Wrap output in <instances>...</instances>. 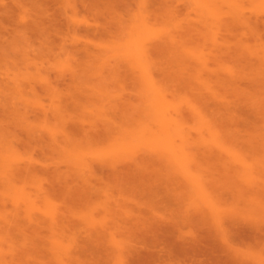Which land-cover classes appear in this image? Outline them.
<instances>
[{
    "label": "rangeland",
    "instance_id": "374dc122",
    "mask_svg": "<svg viewBox=\"0 0 264 264\" xmlns=\"http://www.w3.org/2000/svg\"><path fill=\"white\" fill-rule=\"evenodd\" d=\"M82 1L0 0V257H2L0 264H59L62 257V262L65 263L68 260L69 264L71 262L73 264H139L138 261H140V264L144 261L147 264H191L189 262V254L191 252L189 244L187 245L188 249L182 250L173 248L171 241L168 242L169 244L166 242V245L158 243L155 247L151 242L150 233H145L144 235L141 233V235L134 238V234L129 233L125 228L130 221L126 220L129 217L123 210L127 208L130 210L132 207L139 205V207L148 211V215H155L157 218L162 217L169 223L172 222L173 224L174 222V224H177L175 225L176 236L181 235L191 239L200 233L198 225L190 221H180H182V218L188 217V214L199 212L203 208L206 211L209 207L207 205L208 202H205V199H207L205 192H203L205 190H202L196 180L186 173L178 163L179 161L182 163L183 157L181 161V155H178L179 159L176 162L170 156H168L170 157L169 159L167 157L169 154L166 153L168 151L162 152L164 146H166L165 139L163 140L164 144L158 143L160 144L159 148H157L158 145L150 142V140L146 142L142 138L140 131L142 124L147 121L151 124L153 120V123H155L160 117L158 114L160 111L162 113V111L169 108V105L172 112V106L175 105L174 109L175 107L179 108L182 114H186V116L184 115L186 117L184 126H187L188 129L190 126L192 127L188 130L187 141L190 143L182 141L181 134L178 135V130L176 132L172 131L174 142H176V145L180 143L179 146L185 147L188 159L193 158L194 162L200 161L199 163L212 165L210 169L216 177L221 174L222 168L220 166L223 163L220 165V162L223 160L226 162L232 161L230 160V155L232 154V158L234 155L240 154L239 156L241 157L247 155L245 158L243 157L247 162H256L261 165L264 162V65H256L258 64L257 55L262 57L264 50H257V52L260 51V54L257 53L255 55V53H252V55L254 54L253 58L250 56L248 59L247 50L243 51L246 55H242L243 52L242 48H239L240 45L235 46L237 38L231 37L232 48L236 47L232 50L241 54V58L235 57V59L230 57L231 55L226 53L227 51L220 52L219 50L218 52V50H211L209 41L208 43L205 41V43L202 41L201 43L197 42L199 36L197 35V38L194 34H190V32H194L192 28L196 24L198 29H200V25L204 27L202 29L200 26L204 37L207 35L206 39L209 37L211 39L213 31H215L214 28H211L215 27L212 17L208 14L207 9L202 8L199 0H118L116 9L108 8V10L107 8L105 10L104 7L109 6V4L106 5L102 0V2L94 0L95 3L98 1L96 4L101 2L105 6L103 7L101 3V5L98 4L100 7H95V5V8L92 9L93 11L85 8L86 6L81 3ZM238 3L243 6V13L246 12L245 15L248 14L251 17L250 22L252 20V23H256L253 21L258 20L257 30L260 28L261 31H258L262 34L261 39L264 41V0H240ZM235 6H237V3L225 6V9L232 12L237 9ZM101 9H103V12ZM97 10L101 12L99 13ZM203 13L207 18H205ZM145 15H149L147 19L143 18ZM202 17L206 19V23L211 22L209 24L210 27H206L205 22L203 23L205 20H200ZM35 22H39V24L37 25ZM33 24L35 28L32 26ZM89 26L97 27L98 31L87 30L86 28ZM39 27L42 28L40 29ZM32 28L34 29L32 30ZM48 28L49 31H47ZM136 31L140 33H136ZM141 33L145 38L143 35L141 38L139 37ZM249 34L251 35V32L248 30V34L245 36L246 41L250 43L248 45L252 43L256 45L260 40L255 38L257 41L255 42L253 40L254 36H249L248 38ZM172 35H176V46L170 42ZM182 35L184 36L182 37ZM133 38L134 40H132ZM142 38L146 42H143ZM159 42L161 44L164 42L162 44L163 47H161L162 45L159 46ZM141 43H148V45L153 46L152 48L159 43L155 49L151 48V53L154 52L152 53V58L155 63L152 61L150 63L149 61L147 66L148 60H143V62L137 59L135 61L133 59L130 60L133 55L134 57L136 56L135 54L141 45L145 46V44ZM262 47L264 46L262 45ZM162 48L163 50H160ZM88 50L92 51L88 53ZM126 50L130 52L131 56L128 55L129 57H126ZM156 50L158 52H155ZM249 52L247 53L249 54ZM217 55L219 56L217 57ZM199 56L202 58L207 57L205 60L208 62V69L201 68V66L203 68L205 66L200 64ZM144 65L152 68V71L155 72L154 74L152 73V76L154 79L156 77L158 84L160 82L163 92L166 94L165 99L167 97L169 101L167 99L166 101L171 105L165 103V100L163 104V100L160 101L161 99L157 96L158 92L152 86L150 87V79L147 78V73L145 74L146 76L143 75V68L147 69ZM159 65L160 67H158ZM257 67L260 68V71ZM161 68L162 70H159ZM239 75H242V77H239ZM201 78L207 81L211 87L207 89V86L205 87L202 84L204 80L202 81ZM222 79L228 80L230 83L223 85L219 82ZM216 85L218 86L215 87ZM205 88L208 91H205ZM199 92H202L203 99L199 97L202 96ZM210 94L212 95L210 96ZM149 98L153 99L152 103H150L151 100L148 102ZM173 102L174 104L172 105ZM190 103L200 108L201 112L199 114L202 117L199 114L191 113ZM219 105L220 107H229L234 111H231V113L225 109L218 111L216 107ZM58 106H61L63 110ZM65 106L67 108H64ZM115 106H117L116 109L118 110L122 109L123 111H121L124 114L126 113L125 115L127 116L122 114L121 111H118L117 114V110L112 108ZM125 106L126 108H124ZM111 108L116 111L111 112ZM149 108L151 113L153 112L152 114L150 112L148 114ZM108 111L114 114L112 116L117 114L118 116H115L116 119L112 118L111 114L108 115ZM56 112L59 116H57ZM54 113L55 115H53ZM128 113H131L130 116H128ZM155 113L158 115L157 117L154 116L155 118L153 119L150 115H155ZM196 115L199 116L197 117ZM46 116H48V119L44 118ZM56 116L57 119H55ZM71 116L74 118H71ZM107 116L111 118L109 119ZM59 117L63 121L66 120V123L64 121L61 124L62 120ZM188 117L190 121L187 120ZM201 119L204 120L202 121ZM114 120L121 126L112 124L115 122ZM198 120H201L202 124L207 121L209 124L217 125L215 126L217 127L216 131L221 133L222 140L225 138L223 140L224 147L213 141L214 136L206 129V123L202 125ZM72 121L84 123V125H87L86 127H89L88 122H95V125L98 123L95 129L102 126L97 130L99 131V137L96 134L93 136L94 140L89 136H86L87 139L84 140L85 136L83 134V138H80L82 137V132H79V134L77 130L73 129ZM104 122H106L107 129L105 124H102ZM156 122L159 121L157 120ZM136 123H139L140 126ZM199 124L200 126L202 125L200 130H198ZM108 125H110L109 128H114H110L113 132L109 130ZM115 125L118 126V129L115 128L117 127ZM122 126L123 130L126 131V133L124 132L125 134L128 135L129 132L131 136L133 133V136L127 137V139L129 138V146L127 147L131 146L130 149L135 152V156L137 154L141 156L145 150H147L145 152H154V150L160 149L161 151H159L164 153V163L163 161L161 163L163 168L161 165L157 178L153 182L155 187H157L155 192L147 195L137 193L135 196H138V199L136 198L133 202L130 199L131 196L128 190L120 189V187L116 186L113 178H110L111 180L107 178L106 176L108 175L106 173H101L104 178H99L101 174L97 172L95 178L98 180L93 178V182H97L95 187H93L95 193L92 192L93 196L91 197L92 205L94 206L95 204L97 206L95 209L91 210L93 207L86 208L83 206V209L79 207L77 214L72 216L68 225L66 224L65 228L67 229L63 232L60 231L61 234L60 232L59 234L58 232L54 233L47 224V226L41 225V228L34 227L33 220L38 214L36 213L37 210L40 209L37 211L39 216H44L47 219L51 214L50 211L54 210L48 200H46L47 203L44 201V193L40 191L48 190L51 187V182L59 183L60 180L65 181L66 178L76 183L81 182L85 178V173H81L84 169L81 171L82 168L78 166L80 165L78 160H75L77 165L72 162L75 157L81 154H83L82 156L86 154L85 157L91 160L94 158L99 159L100 155L104 160L105 158L108 159V156L106 157L107 154H105L107 151L109 155L111 154L110 157L115 156L117 152L114 155L111 152L117 151L116 148H119V144H121L119 143L122 140L121 134L124 135L121 132L123 131ZM131 129H133L132 133L128 131ZM64 130L72 135L70 140H73L71 142L66 137ZM119 130L120 132H118ZM134 132H136L135 135L138 133L136 138ZM175 133L177 135H174ZM189 134L191 138H189ZM52 138L55 139L54 142L59 144L51 143L53 141ZM206 138L209 140L212 138V140L208 141ZM60 139L62 143L59 142ZM89 139L91 140L90 143H88ZM200 139L202 140L200 141ZM121 142L123 143V141ZM50 143L51 146H49ZM72 143L75 145L73 146ZM76 143L82 146L80 147ZM53 144L55 145L53 146ZM229 144L233 147L231 148L234 149V152L231 151ZM189 146L191 147L189 148ZM75 147L82 148L79 149L81 152L78 153V149H75ZM144 147L146 149H142ZM188 150L189 152H187ZM236 151H239V154ZM189 154L192 155L190 156ZM236 156H234L233 162ZM13 157H15V160L19 158L21 161H14V159L12 160ZM95 159L93 161L97 162ZM233 162H230V164L233 165ZM24 164H26L25 166L33 164L37 168H33V173L28 170L27 175L25 173L20 174L23 171L25 172L23 169ZM14 166L15 168H13ZM12 169H17L15 174L11 173ZM19 170L22 171L20 172ZM194 170L197 172L195 168ZM194 170L193 173H195ZM10 173L13 175H10ZM18 173L20 174L19 176ZM11 176H15L16 180L13 177L12 181ZM105 178H107V181ZM238 179L241 178L237 177V181ZM237 183L241 184L239 181ZM243 183H246L245 179ZM21 193L24 194L22 195ZM29 193L33 198H29ZM16 200L20 202L16 204ZM123 200L125 201L123 202ZM137 200L138 204H136ZM116 204H119V207ZM126 205L129 207H126ZM116 207L118 208L117 212L119 211L117 214H115ZM128 209L127 211H129ZM208 213L210 214V212ZM31 214H35V218ZM134 215L143 216V213L139 214V211L137 213L135 210ZM211 219L209 220L210 226H216V221ZM177 220L179 222L175 223ZM103 223L105 224L103 225ZM105 225L107 228L104 227ZM121 226L123 227L119 228ZM108 228L109 230H107ZM36 232L39 234H35ZM65 232L66 234H64ZM147 234L150 235L148 236ZM56 244L60 246L57 248L58 245ZM64 245L66 246L64 247ZM162 245H165L163 252H161ZM235 246L238 249L237 252H240L239 254L241 255L243 253L244 256L250 255L252 252L255 256L260 249V246L255 245V247L248 240L244 242L237 241ZM167 247L172 249V253ZM69 251L73 252L72 255ZM67 252L69 255L66 254ZM261 252L263 253V251Z\"/></svg>",
    "mask_w": 264,
    "mask_h": 264
},
{
    "label": "bare ground",
    "instance_id": "6f19581e",
    "mask_svg": "<svg viewBox=\"0 0 264 264\" xmlns=\"http://www.w3.org/2000/svg\"><path fill=\"white\" fill-rule=\"evenodd\" d=\"M69 1V0H68ZM101 1V0H100ZM103 1V3H105L106 5L107 4H109V6L107 5V7H104L105 5H103L101 2ZM101 2H99L98 4H102L103 5V7L105 8V10H106V8H107V10H108V8L110 9H116L115 7L116 6H118V5H116L117 3L116 2H118V0H102ZM240 0H199V2H200V4H201V6H202V8H205V9H207L208 10V14L212 17L211 19L213 20H211L212 22H213V24H214V26L215 27H211V28H214L215 29V31H213V34L211 35V39H209V38H207L206 39V37H207V35H205V37H204V35L202 34L203 32V30L202 29H204V27H202L201 25V27H202V29H201V27L199 26V28L201 29H198V26H197V24L195 25V26H193V30L192 31H194L193 33H191L190 32V34L191 35H195L196 37H197V35L199 36V38H198V41L197 42H199V43H201V41L203 42V43H208V41H209V44H210V49L211 50H218V52H219V50H220V52L222 51H227L226 53H230V57H233V58H241V54L240 53H238V51H233L232 49H234V48H236L237 46L236 45H240V47L239 48H242V52L243 51H246L247 50V52L248 51H250L249 52V54L246 52V54L248 55V59L250 58V56H252V58H253V55H252V53H255V55H257V53H259L260 51H258L257 52V50H264L263 48L264 47H262V45L264 46V41H263V39H261L262 38V34L261 33H259L261 30H260V28L258 29V30H260V31H258L257 30V28H258V24L257 23H259L258 22V20L257 21H253V22H256V23H252V20H251V22H250V19H251V17H249V15L247 14V15H245V13H243V6H241L240 5V3H238ZM242 1V0H241ZM244 1V0H243ZM73 2V1H72ZM71 2V3H72ZM98 2V1H97ZM96 2V3H97ZM81 3H83V5H85L86 7L85 8H88L89 10L91 9H93V8H95V7H97V6H99L98 4H96L95 3V1L93 0L92 2H91V0L90 1H88V0H83ZM233 3H237V6H235L238 10H239V12H238V10L236 9L235 11H227V9H225L226 7H227V5L229 6V5H231V4H233ZM74 4V3H73ZM77 4H78V2H77ZM100 4V5H101ZM72 5V4H71ZM96 5V6H95ZM112 5V6H111ZM245 5V4H244ZM76 6V5H75ZM95 6V7H94ZM226 6V7H225ZM100 7V6H99ZM99 7H98V9H99ZM74 8V7H73ZM103 8V9H104ZM245 9H246V7H244ZM103 9H101V11L103 12ZM100 10V9H99ZM99 10H97L99 13L101 12V11H99ZM104 10V11H105ZM93 11V10H92ZM97 12V13H98ZM106 12V11H105ZM234 12H236L235 14H233ZM112 13V12H111ZM95 14H96V12H95ZM103 14V13H102ZM231 14V15H230ZM203 15H204V13H203ZM104 16H105V13H104ZM149 16V15H148ZM148 16H144L143 18L144 19H147L148 18ZM205 16V18H207L206 17V15H204ZM142 18V19H143ZM201 19H203V17L202 18H200V20ZM203 20H205V21H203ZM202 21H203V23L206 25V27L207 26H209V24L211 23H206V19H203ZM207 20H209V19H207ZM264 22V21H263ZM262 22V23H263ZM36 23V22H35ZM34 23V24H35ZM200 23V22H199ZM199 23H198V25H199ZM252 23V24H251ZM32 24V23H31ZM34 24L32 25L33 27H34ZM37 25L39 24V22L38 23H36ZM35 24V25H36ZM212 24V25H213ZM264 24V23H263ZM28 25V24H27ZM37 25H36V27H37ZM41 25V24H40ZM204 25V26H205ZM103 26V25H102ZM110 26V25H109ZM197 26V27H196ZM27 27V26H26ZM28 27H29V25H28ZM194 27H196V28H194ZM210 27V26H209ZM264 27V26H263ZM35 28V27H34ZM34 28H32V30L34 29ZM40 29L42 28V27H39ZM31 29V28H30ZM36 29H38V28H36ZM44 29H46V28H44ZM87 30H92V31H98V29H97V27H88V28H86ZM249 30V32H251V35L249 34L248 35V38H249V36H254V39L253 40H255V42H257L256 41V39H259L260 41H258V43H256V45H255V43H252L251 45H248V44H250L248 41H246L247 39L245 38V36H247V34H248V30ZM44 31H46V30H44ZM47 31H49V28H48V30ZM86 31V30H85ZM100 31V30H99ZM89 32H91V31H89ZM211 32H212V30H211ZM210 32V33H211ZM97 33V32H96ZM136 33H140V32H137L136 31ZM252 33H253V35H252ZM263 33V32H262ZM98 34V33H97ZM108 34V33H107ZM187 34H189V33H187ZM143 34L141 33V35L139 34V37L141 38V36H142ZM185 35V34H184ZM184 35H182V37L184 36ZM175 36L176 35H172L171 36V39H170V42L171 43H173L174 45H175V43H176V38H175ZM180 36V35H179ZM194 36V37H195ZM143 37H144V35H143ZM231 37H236L237 39V42L235 43V41H234V43H235V46H234V48H232L233 47V42L231 43ZM264 37V36H263ZM145 38V37H144ZM169 38V37H168ZM191 38V40L193 39L192 38V36L190 37ZM201 38V39H200ZM203 38V39H202ZM252 38V37H251ZM256 38V39H255ZM138 39V38H137ZM177 39H178V37H177ZM235 39V38H234ZM132 40H134V38L132 39ZM139 40V39H138ZM144 39L142 38V41H143ZM165 40H167V39H165ZM169 40V39H168ZM179 41H181L180 40V38L178 39ZM207 40V41H206ZM139 41H141V40H139ZM162 41V40H161ZM163 41H164V39H163ZM195 41H196V38H195ZM205 41V42H204ZM211 41V42H210ZM132 43H133V41H131ZM143 42H146V40L145 41H143ZM247 42V43H246ZM260 42V43H259ZM157 43V42H156ZM160 43V42H159ZM158 43V44H159ZM164 42H162V44H163ZM187 43V42H186ZM141 44H143V43H141ZM145 44V46H140V48H139V50H138V52L135 54L136 56L134 57V55L131 57V59L130 60H134L135 61V59H137V60H139L140 62H143V60L144 61H146V60H148V62L146 63L147 64V66H148V63H149V61H150V63H151V61L152 62H154V59L152 58V53H154V52H152L151 53V48L153 47L152 45H148V43L146 44V43H144ZM143 44V45H144ZM158 44H155L156 46L158 45ZM161 43L159 44V46L160 45H162ZM254 44V45H253ZM166 45V44H165ZM164 45V46H165ZM232 45V46H231ZM155 46V47H156ZM176 46V45H175ZM174 46V47H175ZM261 48H260V47ZM129 47V46H128ZM155 47L154 48H152V49H155ZM161 47H163V45L161 46ZM159 48V47H158ZM239 48H237V49H239ZM127 49V48H126ZM157 49V48H156ZM166 49V48H165ZM164 49V50H165ZM169 49V48H168ZM236 49V50H237ZM85 50V49H84ZM160 50H163V48L162 49H160ZM210 50V51H211ZM90 51H92V50H90ZM89 50H88V53L90 52ZM154 51V50H153ZM128 51L126 50V52H125V54H127V56L126 57H129V56H131L129 53L130 52H128ZM155 52H158L157 50L155 51ZM160 52V51H159ZM213 52V51H212ZM251 53V54H250ZM262 53V52H261ZM264 53V52H263ZM87 54V53H86ZM216 54V53H215ZM244 52H243V54L242 55H246ZM260 54V53H259ZM87 55H89V54H87ZM129 55V56H128ZM204 55V54H203ZM240 55V56H239ZM263 56L262 57H259V55H257V58H258V64H257V62H256V66H258V65H264V54H262ZM91 56V55H90ZM215 56V55H214ZM219 55H217V57H218ZM200 58V61H201V63L200 64H203L205 67L203 68L202 66H201V68L202 69H206L207 68V66H208V62L205 60V59H207V57L206 58H204L205 57V55H204V57L202 58L201 56H199ZM245 57V56H244ZM235 58V59H236ZM246 58H247V56H246ZM254 58H256V57H254ZM153 59V60H152ZM237 59V60H238ZM245 60V59H244ZM255 60V59H254ZM133 61V62H134ZM138 61V62H139ZM250 61V60H249ZM256 61V60H255ZM248 62V61H247ZM155 63V62H154ZM154 63H152V64H154ZM151 64V65H152ZM160 64V63H159ZM121 65V64H120ZM150 65V64H149ZM155 65H158V64H155ZM145 66V65H144ZM147 66H145V67H147ZM153 66V65H152ZM151 67V66H150ZM155 67V66H154ZM158 67H160V65L158 66ZM157 67V68H158ZM261 67H263V66H261ZM117 68V67H116ZM163 68V67H162ZM162 68L161 69H159V70H162ZM257 68H259V67H257ZM264 68V67H263ZM145 68H143V71H144V73H143V75H145L146 73H147V78H149L150 80H149V82L151 83H149V85H150V87L152 86L153 87V89H155L157 92H158V94H157V96L161 99H159L160 101H162L163 100V104H164V100H165V103H167V101H166V99H167V97H166V99H165V96H166V94H164V92H163V88H162V86L160 85V82H159V84H158V81H157V79H156V77H155V79H154V77L152 76V73L154 74L155 72H153L152 71V68H149V67H147V69H145ZM151 69V70H150ZM208 69V68H207ZM211 70V69H210ZM142 71V72H143ZM151 71V72H150ZM259 71H260V68H259ZM215 72V71H214ZM212 73H213V71H212ZM241 73V72H240ZM260 73V72H259ZM165 74V73H164ZM237 74H239V73H237ZM236 74V75H237ZM241 74H243V73H241ZM257 74V73H256ZM59 76V75H58ZM146 76V75H145ZM165 76H166V74H165ZM217 76H219V74H217ZM234 76V75H233ZM208 77H210V76H208ZM239 77H242V75H239ZM199 78V77H198ZM210 78H212V77H210ZM237 78H238V76H237ZM214 79V78H213ZM219 79V78H218ZM217 79V80H218ZM262 79V78H261ZM199 81H200V79H198ZM201 80H202V78H201ZM204 80V79H203ZM202 80V81H203ZM48 81V80H47ZM205 81V80H204ZM203 81V85H205V87L207 86V89H208V87H211V86H209L208 85V83H207V81H205L204 82ZM214 81V80H213ZM220 83H222L223 85L224 84H229L230 82L228 81V80H224V79H222V80H220L219 81ZM219 83V84H220ZM234 83V82H233ZM217 84V83H216ZM200 85H201V83H200ZM218 85H216L215 87H217ZM220 87V86H219ZM162 88V89H161ZM165 88V87H164ZM216 90V89H215ZM205 91H208V90H206V88H205ZM218 92V91H217ZM200 93V92H199ZM202 93V92H201ZM200 93V94H201ZM214 93V92H213ZM207 94V93H206ZM219 94V93H218ZM220 94H221V92H220ZM199 95V94H198ZM202 95V94H201ZM205 95V94H204ZM208 95H209V92H208ZM212 94H210V96H211ZM214 96H215V94H213ZM154 96V95H153ZM207 96V95H206ZM155 97V96H154ZM153 97V98H154ZM199 97H201L202 99H203V95L202 96H199ZM216 97V96H215ZM218 97V96H217ZM224 97V96H223ZM156 98V97H155ZM219 98V97H218ZM217 98V99H218ZM204 99H206L205 97H204ZM149 100H151V98H149L148 99V102H150ZM158 100V101H159ZM168 100V99H167ZM222 100V99H221ZM224 100V99H223ZM152 101H153V99L151 100V102L150 103H152ZM169 101V100H168ZM173 101V100H172ZM157 102V101H156ZM175 103H177V102H175ZM1 104V103H0ZM148 104V103H147ZM159 104H161V103H159ZM162 104V105H163ZM167 104H170V103H167ZM174 104V102L172 103V105ZM191 104V103H190ZM69 105V104H68ZM123 105V104H122ZM151 105V104H150ZM158 105V104H157ZM171 105V104H170ZM175 106V105H174ZM174 106H172L173 107V111H175L174 113H173V111L171 112V107L168 105V109H165L164 111H162V113H161V111H160V109H159V111H160V113H158L159 114V118L157 119L159 122H156L155 121V123H153L154 122V116H156L157 117V115H156V113H155V115H150L153 119V121H152V123L154 124V126H153V124L151 123V124H149L148 123V121L146 122V123H144L145 124V126H144V124H142V128H141V135H142V138L144 139V140H146V142L147 141H149L150 140V142H153V143H155V145H158V147L157 148H159V146H160V144H164L163 143V140L165 141V144H166V146H164V150H162V152L164 151V152H166V151H168V152H166V153H168L169 155H167V157L168 156H170L172 159H174L175 160V162L176 161H178V159H179V156L181 155V157H180V160H181V158H182V163L179 161L178 163L180 164V166H182L183 167V169L185 170V172L186 173H188L189 175H191V177L194 179V180H196V182L198 183V185H200L199 187L202 189V190H205V191H203V192H205V197H207V199H205V202H208V204L207 205H209V207H208V209L206 210V211H204V208L201 210V211H199V212H196V213H192V214H188L189 216L187 217H184V218H182V221H180V222H184V221H190V222H192V223H196L198 226L197 227H199V231H200V233H198V234H196L195 236H193L191 239L189 238H186L185 236L184 237H182L181 235L179 236V235H175V233H177L176 232V230H175V225H177V224H174V222H173V224H172V222L171 223H169V222H167L166 220H164V218H157V217H155V215H153V216H151V215H148L147 213H148V211L144 208V209H142V207H139V205L138 206H136V204H138L139 202H138V200H137V202H136V204H135V206L137 207H132L129 211H127V209H125V210H123L124 211V213L126 212L127 213V215H128V217L129 218H127L126 220H128V221H130L126 226H125V228L129 231V233L131 232V233H133L134 234V238H136V236H139V235H141V233H143L142 235H144L145 233H150L151 234V242L154 244V246L156 245V244H165L166 245V242L168 243V242H170L171 241V245L173 246V248H176L177 250H182V249H185V248H187L188 249V244H189V250L191 249V252H190V261L189 262H191V264H264V162L261 164V165H258L256 162L255 163H249V162H247V160H245L244 158L247 156V155H245V157L244 156H239L240 154H239V151L237 152L236 151V153H238L239 155H234V156H236L235 157V160H234V162H233V159H234V156H233V158H232V155H230L231 156V159L230 160H232V161H229V162H226L225 160H223V161H225V162H223V161H221L220 162V165L223 163V165L222 166H220V168H222V170H221V174H220V172H219V174H220V176L219 177H216V176H214V174H212V172H211V166L210 165H207V164H203V163H199L200 161H198V159H197V161L198 162H194V159L193 158H191V159H188L187 157V153H186V151H185V147L183 148V146L181 145V146H179V144L178 145H176V142H174L175 140H173L174 139V136H173V132H176V130H178V132H179V134L178 135H180L181 134V137H182V141H185V143H186V141H187V139H188V133H189V129H191L190 127H189V129H188V127L187 126H184V123L186 122V120H185V116H186V114H182L181 113V111H180V109L178 108H176L175 107V109H174ZM245 106H247L246 104H245ZM59 108H61V106H58ZM63 107V106H62ZM116 107L117 106H115V107H112V108H114V109H116ZM123 107V106H122ZM64 108H67L66 106L64 107ZM112 108H111V110H112ZM124 108H126V106L124 107ZM123 108V109H124ZM129 108V107H128ZM160 108H161V106H160ZM165 108H166V105H165ZM182 108V107H181ZM263 108H264V106H263ZM62 110H63V108H61ZM120 109H121V107H120ZM142 109V108H141ZM152 109V108H151ZM200 108H198V106H195L194 104H191L190 105V111H191V113L193 112V113H196V114H199L200 112H201V110H199ZM216 109H218V111H222V109H225L226 111H230L229 113H231V111H234L233 109H231V108H229V107H220V105L218 106V107H216ZM41 110V109H40ZM47 110V109H46ZM58 110H60V109H58ZM117 110V111H116ZM116 110H112L111 112H113V111H116L117 112V114H118V111H121V110H118V109H116ZM130 110V109H129ZM131 110H132V108H131ZM133 110H136V109H133ZM163 110V109H162ZM169 112H168V111ZM183 110H184V108H183ZM182 110V111H183ZM206 110V109H205ZM261 110V109H260ZM123 111V110H122ZM121 111V112H122ZM144 111V110H143ZM158 111V112H159ZM236 111V110H235ZM45 112V111H44ZM48 112H50V111H48ZM109 113H108V115H110L111 114V117L113 118L114 117V119H116V117L118 116L117 114V116L115 117V116H112V114L113 113H111L110 111H108ZM115 112V113H116ZM120 112V113H121ZM149 112L151 113V111H150V108H149V111H148V114H149ZM189 112V111H188ZM53 113V112H52ZM60 113V112H59ZM120 113H119V116H120ZM133 113V112H132ZM145 113H146V111H145ZM153 113V112H152ZM151 113V114H152ZM173 113V114H172ZM190 113V112H189ZM205 113V112H204ZM224 113H226V112H224ZM236 113V112H235ZM46 114H48L47 112H46ZM56 114H58L57 112H56ZM62 114V113H61ZM106 114V113H105ZM122 114H124V112H122ZM126 114V113H125ZM124 114V115H125ZM129 114V113H128ZM131 114V113H130ZM130 114L128 115V116H130ZM134 114V113H133ZM139 114V113H138ZM141 115H142V113H140ZM147 114V115H148ZM53 115H55V113L53 114ZM114 115V114H113ZM146 115V114H145ZM185 115V116H184ZM200 115V117H202L201 116V114H199ZM198 115V116H199ZM203 115V114H202ZM262 115V114H261ZM263 115H264V113H263ZM44 116V115H43ZM52 116V115H51ZM57 116H59V114L57 115ZM57 116H56V118L55 119H57ZM65 116V115H64ZM125 116H127V115H125ZM144 116V115H143ZM142 116V117H143ZM149 116V117H150ZM191 116H194V115H191ZM197 116V115H196ZM195 116V117H196ZM197 116V117H198ZM203 116H206V115H203ZM234 117H235V115H233ZM73 116H71V118H72ZM108 117V116H107ZM106 117V119H110L111 117H108L107 118ZM123 117V116H122ZM134 117V116H133ZM151 117L149 118L150 120H151ZM190 117V116H189ZM189 117L187 118V120L189 119ZM196 117V118H197ZM232 117V116H231ZM263 117V116H262ZM44 118H47L48 119V116H46V117H44ZM60 118V117H59ZM74 118V117H73ZM123 118H126V117H123ZM132 118V117H131ZM130 118V119H131ZM138 118V117H137ZM146 118H147V116H146ZM61 119V118H60ZM93 119V118H92ZM105 119V120H106ZM129 119V120H130ZM148 119V120H149ZM62 120V122H60ZM59 122L62 124L64 121H65V123H66V120H64L63 121V119H61ZM73 120V119H72ZM137 120V119H136ZM135 120V121H136ZM202 120V119H201ZM198 120L199 121V123L200 124H202L201 122L204 120ZM263 120V119H262ZM91 121V120H90ZM93 121V120H92ZM112 122H113V120H111ZM115 122L114 123H112V124H117V122H116V120H114ZM134 121V122H135ZM138 121H139V119H138ZM137 121V122H138ZM188 121H190V120H188ZM70 122H71V120H70ZM97 122H98V119H97ZM110 122V121H109ZM126 122H128V121H126ZM131 122H132V119H131ZM141 122V121H140ZM95 122H93V123H89L88 122V126L89 127H86L87 125H84V123L82 124V123H79V122H73L72 121V127H73V129H75V131L77 130L78 131V133L79 132H82V137H80V138H83V134H84V140L85 139H87L86 138V136H89V137H91V138H93V136L94 135H96L97 134V136H98V133H99V131H97V130H99V128H101V127H98V129H95L96 127H97V125H98V123H97V125H95L94 124ZM106 122H104V123H102V124H105ZM130 123V122H129ZM128 123V124H129ZM143 123V122H142ZM206 123V124H205ZM211 123V122H210ZM82 124V125H81ZM108 124V123H107ZM126 124V123H125ZM124 124V125H125ZM128 124H127V126H128ZM135 124V123H134ZM136 124H139V123H136ZM157 124V125H156ZM188 124H190V123H188ZM200 124H199V128H198V130H200V128H202V125H204L205 124V126H206V129L208 130V131H210V133H212V135L215 137H213L212 135H210L211 137H213V141L214 142H216L219 146H221V147H224V144H223V140H225V138H223V140L221 139V133H219L218 131H216V128L217 127H215V126H217V125H214V124H209V123H207V121H204V123L200 126ZM66 125V124H65ZM110 125H111V123H110ZM110 125H108V128H109V126ZM118 125V124H117ZM117 125H115V126H117ZM191 125V124H190ZM197 126H198V124H196ZM62 126V125H61ZM105 126H106V129H107V125L105 124ZM104 126V127H105ZM113 126V125H112ZM118 126H121V125H118ZM118 126L117 127H115L116 129H118ZM135 126V125H134ZM139 126H140V124H139ZM156 126V127H155ZM125 127V126H124ZM130 127V126H129ZM187 127V128H186ZM63 128V127H62ZM110 128H113V127H110ZM109 128V130H111L112 132H113V130L112 129H110ZM120 128V127H119ZM122 128V130H123V126L121 127ZM134 128H136V127H134ZM133 128V129H134ZM205 128V127H204ZM66 129V128H65ZM114 129V128H113ZM115 129V130H116ZM125 129V128H124ZM133 129H131V130H128V131H131L130 133H132L133 131ZM137 129V128H136ZM101 130H105V129H101ZM121 130V129H120ZM120 130L118 131V132H120ZM126 130H127V128H126ZM198 130H196V131H198ZM127 131V132H128ZM135 131V130H134ZM173 131V132H172ZM194 131V130H193ZM64 132H65V130H64ZM122 133H126V131H121ZM77 133V132H76ZM77 133V134H78ZM124 133V135H122L121 134V136H120V134H119V136L122 138V140H121V138H120V140L121 141H123V143L120 141L119 143H121V144H119L120 146H119V148H116L117 149V151H113V152H111L113 155H114V153L116 154V152H117V154L115 155V156H111L110 157V155H109V153H108V151L105 153V154H107L106 155V157L108 158V159H106L105 158V155L103 154V156H104V158H105V160L103 159V157L101 156H99V159H95V160H97V162L96 161H93L94 159H87L88 157H85L86 156V154H85V156H82L83 154H81V155H79V156H77V157H75L73 160H72V162L74 163V164H76L75 163V160L77 161H79L78 163L80 164V165H78V166H80L82 169H81V173H85V178L83 179V180H81V182H73V181H69V178H66V180L65 181H59V183L58 182H51V187L48 189V190H46V189H44V190H42V191H40L41 193H44V197H43V194H42V197L44 198V201L46 202V200H48L49 202L48 203H51V206H52V208L54 209L52 212L50 211V216H49V218L47 219L46 217H41V216H39V212H37V211H39V210H35L36 211V213H38L37 214V216H36V218H35V214H31L32 215V217H34L32 220H33V223H34V227H40L41 228V225H43V226H49L50 228H51V230L54 232V233H56V232H58V234H59V232L60 231H64V230H66L67 228H65V226H66V224L68 225V223L70 222V220H71V218H72V216H74V215H76L77 214V210H78V208L79 207H82V209H83V206L84 207H90V208H92L91 210H93V209H95V207H97L95 204H94V206L92 205L93 203H92V201H91V197L93 196L92 195V192L93 193H95V191H93V187H95V183L97 184V182H93V178H95V175H97V172H99V174H101V173H106L108 176H106L107 178H113V180L115 181V185L116 186H118V187H120V189H124V190H128L129 191V195L131 196V201H135L136 200V198L138 197H136L135 195H137V193H140V195H143V194H145V195H147V194H151V193H153V192H155V190H156V188L157 187H155V184H153V182H154V180L157 178V175H158V172H159V168H160V166L162 165V168H163V164H161L162 163V161L164 160V158H163V155H164V153H161L159 150H154V152H145V151H147V150H145L144 151V153H142V155L141 156H138V154L135 156L134 155V153L135 152H133L132 151V149H130V147H127V146H129L128 145V143H129V138L131 137V136H133V133H132V135L130 136L129 135V132H128V135L127 134H125ZM135 133L136 132H134V135H135ZM80 134V133H79ZM116 134V133H115ZM65 135H66V137L69 139V141L71 142L72 140H70L71 138H72V135L70 134V132L69 133H67V131L65 132ZM71 135V136H70ZM136 135H138V133L136 134ZM136 135H135V138H136ZM174 135H177L176 133L174 134ZM223 135V134H222ZM227 135V134H226ZM30 136H31V134H30ZM32 136H33V134H32ZM96 136V137H97ZM126 136V137H125ZM140 136V135H139ZM171 136H173V137H171ZM34 137V136H33ZM75 137V136H74ZM73 137V138H74ZM95 137V138H96ZM99 137V136H98ZM127 137H129L128 139H127ZM169 137V138H168ZM176 137V136H175ZM48 138V137H47ZM134 138V137H133ZM179 138V137H178ZM189 138H191L190 137V134H189ZM200 138V137H199ZM50 139H51V137H50ZM76 139H77V137H76ZM167 139V140H166ZM177 139V138H176ZM192 139H194V138H192ZM198 139V138H197ZM207 139V138H206ZM228 139V138H227ZM52 140L53 141H51V143H58V142H54L55 141V139L54 138H52ZM92 140H94V138L92 139ZM178 140V139H177ZM202 139H200V141H201ZM208 141H210V140H212V138L209 140V139H207ZM206 140V141H207ZM47 141V140H46ZM78 141V140H77ZM90 139H89V142L88 143H90ZM190 141H192L191 139H190ZM198 141H199V139H198ZM204 141V140H203ZM228 142H229V140H227ZM48 142V141H47ZM50 142V141H49ZM59 142H61L62 143V141H61V139H60V141ZM69 142V143H70ZM75 142V141H74ZM93 142V141H92ZM136 142H138L137 140H136ZM141 142V141H140ZM162 142V143H161ZM168 142V143H167ZM181 142V141H180ZM187 142H189V141H187ZM205 142V141H204ZM51 143H50V145L49 146H51ZM86 143V142H85ZM131 143H132V140H131ZM158 143H160V144H158ZM190 143V142H189ZM207 143V142H206ZM59 144V143H58ZM73 144V143H72ZM71 144V145H72ZM77 145H79L78 143H76ZM134 144V143H133ZM136 144V143H135ZM199 144H201V143H199ZM198 144V145H199ZM48 145V144H47ZM46 145V146H47ZM55 144H53V146H54ZM70 145V144H69ZM75 144H73V146H74ZM76 145V146H77ZM87 145V144H86ZM137 145V144H136ZM140 145V144H139ZM153 145V144H152ZM187 145V144H186ZM185 145V146H186ZM230 145V144H229ZM80 146V145H79ZM82 146V145H81ZM80 146V147H81ZM212 146H214V145H212ZM57 147V146H56ZM143 147V146H142ZM146 147V146H145ZM142 148V149H146V148ZM155 147V148H156ZM187 147V146H186ZM191 146H189V148H190ZM232 146L230 145V148H231ZM71 148V147H70ZM88 148V147H87ZM149 148V147H148ZM161 148V147H160ZM212 148V147H211ZM229 148V149H230ZM233 148V147H232ZM231 148V149H232ZM73 149V148H72ZM75 149H82V148H76L75 147ZM138 149V148H137ZM141 148H140V150H142ZM52 150V149H51ZM54 150H55V147H54ZM77 150V152L79 153V152H81V150H79L78 151ZM234 149H232L231 151H233ZM236 150V149H235ZM74 151V150H73ZM76 151V150H75ZM83 151H85V150H83ZM193 150H192V148H191V152H192ZM138 152V151H137ZM187 152H189V150L187 151ZM228 152V151H227ZM234 152V151H233ZM165 153V154H166ZM229 153H231V152H229ZM193 154V153H192ZM191 154V155H192ZM242 154V153H241ZM71 155H74V154H71ZM179 155V156H178ZM190 155V154H189ZM190 155V156H191ZM194 155H196L195 153H194ZM193 155V156H194ZM243 155H244V153H243ZM70 157V156H69ZM74 157V156H73ZM170 157H168L169 159H170ZM244 157V158H243ZM15 157H13L12 158V160L14 159ZM70 158V159H71ZM98 158V157H97ZM103 160H102V159ZM110 158V159H109ZM190 158V157H189ZM17 160H20L19 158H16ZM195 159V160H196ZM200 159V158H199ZM246 159H248V158H246ZM11 160V161H12ZM17 160H15L14 159V161H16L17 162ZM98 160H99V162H98ZM102 160V161H101ZM190 160V161H189ZM201 160V159H200ZM21 161V160H20ZM31 162V161H30ZM206 162H208V161H206ZM205 162V163H206ZM230 162L232 163L233 162V165L232 164H230ZM12 163H13V161H12ZM27 163V162H26ZM163 163H164V161H163ZM227 163H229V164H227ZM235 163V164H234ZM182 164V165H181ZM257 164V165H256ZM260 164V163H259ZM15 165V164H14ZM26 164H24V170H25V172L23 171V172H21L22 170H19L21 173L20 174H23V173H25L26 175L28 174L27 172H28V170L30 171V172H32L33 173V168L35 169V168H37L35 165H33V164H28L27 166H25ZM30 165H32V166H35V167H32L31 166V168H30ZM77 165V164H76ZM82 165V166H81ZM231 165V166H230ZM17 166V165H16ZM18 167V166H17ZM16 167V168H17ZM20 167H22V166H20ZM80 167H79V169H80ZM13 168H15V166L13 167ZM19 168V167H18ZM17 168V169H18ZM194 168L197 170V172L194 170ZM16 169V170H17ZM22 169V168H21ZM39 169V168H38ZM173 169V168H172ZM16 170L15 169H12V172L11 173H13V174H15V172H16ZM33 170V171H32ZM193 170H194V172L195 173H193ZM11 171V170H10ZM18 171V172H19ZM38 171V170H37ZM219 171V170H218ZM182 172V171H181ZM10 173V175H13V174H11ZM36 173V172H35ZM34 173V174H35ZM80 173V174H81ZM19 173H18V176L20 175ZM197 174H199V175H197ZM239 174H241V175H239ZM25 175V176H26ZM30 175V174H29ZM33 176V175H32ZM32 176H30V177H32ZM101 177H99V178H104V176H102V174L100 175ZM236 176V177H235ZM14 178H15V176H13ZM13 177L11 176L10 178H11V180L13 179ZM27 177V176H26ZM92 177V178H91ZM234 177V178H233ZM237 177H239V178H241V179H243V180H241V179H238V181L239 182H241V184H242V186H241V184H238L237 182ZM98 178V177H97ZM107 178H105V180L107 179ZM96 179V178H95ZM100 179V180H101ZM244 179H245V182L246 183H243L244 182ZM15 180H16V178H15ZM14 180V181H15ZM96 180H98V179H96ZM111 180V179H110ZM13 181V180H12ZM104 181V180H103ZM107 181V180H106ZM109 181V180H108ZM226 181H228L227 183H226ZM100 183V182H99ZM101 183H103L102 181H101ZM107 183V182H106ZM244 184V185H243ZM111 185V184H110ZM207 185V186H206ZM106 186H107V184H106ZM113 187H115V186H113ZM117 187V188H118ZM198 187V188H199ZM38 188H39V186H38ZM23 191V190H22ZM128 191H126V192H128ZM24 192V191H23ZM202 192V191H201ZM27 193V192H26ZM20 194V193H19ZM22 194V193H21ZM24 194V193H23ZM22 194V195H23ZM29 195V198L30 197H32V196H30V193L28 194ZM96 195V194H95ZM17 196H19V195H17ZM15 197V196H14ZM95 197V196H94ZM127 197V196H126ZM125 197V198H126ZM33 198V197H32ZM35 198V197H34ZM124 198V199H125ZM128 199H129V197H128ZM138 199V198H137ZM28 200V199H27ZM26 200V201H27ZM95 200V199H94ZM125 200H123V202H124ZM20 202V201H19ZM17 200L15 201V203L16 204H18L19 203ZM29 202V201H28ZM31 202H33V201H31ZM35 202V201H34ZM36 202H38V201H36ZM121 202V201H120ZM126 202H127V200H126ZM47 203V202H46ZM129 203H130V201H129ZM129 203H127V204H129ZM28 204H30V203H28ZM39 204V203H38ZM63 204V205H62ZM131 204V203H130ZM129 204V205H130ZM37 205V204H36ZM92 205V206H91ZM117 206L119 205V204H116ZM121 205V204H120ZM206 205V206H207ZM39 206V205H38ZM37 206V207H38ZM41 206V205H40ZM49 206H50V204H49ZM62 206V207H61ZM63 206H64V208H63ZM133 206H134V204H133ZM17 207H18V205H17ZM27 207H29V205H27ZM33 207V206H32ZM48 207V206H47ZM119 207V206H118ZM126 207H129V206H127L126 205ZM139 207V208H138ZM16 208V207H15ZM20 208V207H19ZM23 208V207H22ZM48 208H50V207H48ZM48 208H47V210H48ZM99 208V207H98ZM97 208V209H98ZM207 208V207H206ZM209 208H210V210H209ZM28 209V208H27ZM33 209V208H32ZM35 209V208H34ZM117 207H116V213L115 214H117L118 212H117ZM44 210V209H43ZM47 210H45V212H47ZM115 210V209H114ZM136 210L137 211V213H138V211H139V214L140 213H143V216H140V215H134V211ZM209 210V211H208ZM22 211V210H21ZM27 211V210H26ZM30 211V210H29ZM34 211V210H33ZM113 211V210H112ZM133 211V212H132ZM210 212V214L208 213V212ZM15 212V211H14ZM23 212V211H22ZM34 213V212H33ZM92 213V212H91ZM90 213V214H91ZM113 213V212H112ZM21 214V213H20ZM29 214V213H28ZM212 214V215H211ZM13 215H14V213H13ZM92 215H93V213H92ZM18 217V216H17ZM21 217V216H20ZM27 217V216H26ZM16 218V217H15ZM15 218H14V220H15ZM212 218V219H211ZM160 219V220H159ZM167 219V218H166ZM184 219V220H183ZM214 220V221H216L215 222V224H216V226L214 225V226H210V222H209V220ZM17 220V219H16ZM18 220H19V218H18ZM31 220V221H32ZM170 220V219H169ZM179 221L177 220L175 223H178ZM106 223V222H105ZM105 223H103V225L105 224ZM47 224V225H46ZM118 225V224H117ZM60 226V227H59ZM116 226V225H115ZM178 226H180V225H178ZM68 227V226H67ZM104 227H106L107 228V226L105 225ZM109 227V226H108ZM123 226H121V227H119V228H122ZM43 228V227H42ZM98 228V227H97ZM103 228V227H102ZM179 228V227H178ZM177 228V229H178ZM35 229V228H34ZM93 229V228H92ZM96 229V228H95ZM94 229V230H95ZM87 230V229H86ZM104 230V229H103ZM107 230H109V228L107 229ZM125 230V229H124ZM179 230V229H178ZM90 231H91V229H90ZM96 231V230H95ZM94 231V232H95ZM127 231V232H128ZM197 231H198V229H197ZM198 231V232H199ZM38 232V231H37ZM35 233V234H39L40 233V231H39V233ZM92 232V231H91ZM93 232V233H94ZM102 232V231H101ZM100 232V233H101ZM105 232H107L106 230H105ZM126 232V233H127ZM92 233V234H93ZM98 233H99V231H98ZM60 234H61V232H60ZM64 234H66V232L64 233ZM96 234V233H95ZM103 234V233H102ZM149 234V235H150ZM57 235V234H56ZM148 235V234H147ZM148 235V236H149ZM132 236V235H131ZM139 238V237H138ZM142 238V237H141ZM135 240V239H134ZM153 240V241H152ZM245 240H248L249 242H251V244H253L254 246L255 245H257L260 249V251L258 250V254H256L255 256H254V254H253V252H252V254L250 253V255L249 254H247V256H244L243 255V253H242V255L241 254H239L237 251H238V249L236 248V246H235V244H236V242L237 241H242V242H244ZM136 241V240H135ZM151 243V244H152ZM61 244V243H60ZM152 244V245H153ZM169 244V243H168ZM167 244V246H169L170 247V245H168ZM56 245H58V244H56ZM165 245H162L163 246V248L161 247V252H163L162 250L165 248ZM60 245H58L57 246V248L59 247ZM66 245H64V247H65ZM160 246V245H159ZM156 247V246H155ZM169 247H167V248H169ZM256 247V246H255ZM67 248V247H66ZM159 248V247H158ZM236 248V249H235ZM250 248V247H249ZM58 250H60V249H58ZM171 250V253H172V249L171 248H169V251ZM247 250V249H246ZM249 250V249H248ZM57 251V250H56ZM64 251V250H63ZM71 251V250H70ZM69 251V253L72 255V253ZM245 251V250H244ZM251 251V250H250ZM252 251H253V249H252ZM261 251H263V253L261 252ZM182 252V251H181ZM255 252H256V250H255ZM262 253L260 256H259V254L260 253ZM56 253H58V252H56ZM59 253H60V251H59ZM58 253V254H59ZM65 253V252H64ZM150 253V252H149ZM167 253V252H166ZM170 253V252H169ZM184 253V252H183ZM248 253V252H247ZM66 254H68V252L66 253ZM164 254V253H163ZM69 255V254H68ZM61 256V255H60ZM165 256V255H164ZM188 256V255H187ZM56 257V256H55ZM70 257H72V256H70ZM138 257V256H137ZM136 257V258H137ZM140 257H142V256H140ZM155 257V256H154ZM139 258V257H138ZM142 258H144V257H142ZM0 259H2V257H0ZM59 259H61V258H59ZM59 259H58V261H59ZM62 259H63V257H62ZM62 259H61V261H60V263L62 262ZM71 260H72V258H71ZM70 260V261H71ZM147 260V259H146ZM149 260V259H148ZM189 260V259H188ZM2 261H4V260H2ZM134 262V261H133ZM139 262V264H140V261H138ZM141 262H142V260H141ZM148 262V261H147ZM1 263V262H0ZM59 263V264H60ZM186 263V262H185ZM4 264V263H3ZM62 264H69L68 263V260L64 263V262H62ZM71 264H73V262H71ZM133 264V263H132ZM135 264V263H134ZM137 264V263H136ZM142 264H147V263H145V261L144 262H142ZM151 264V263H150ZM181 264V263H180ZM187 264H189V263H187Z\"/></svg>",
    "mask_w": 264,
    "mask_h": 264
}]
</instances>
